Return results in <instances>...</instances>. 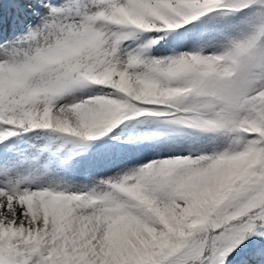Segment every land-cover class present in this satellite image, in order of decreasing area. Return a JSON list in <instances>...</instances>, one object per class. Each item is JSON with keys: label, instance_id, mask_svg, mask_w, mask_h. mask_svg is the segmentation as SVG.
Instances as JSON below:
<instances>
[{"label": "snow or ice", "instance_id": "obj_1", "mask_svg": "<svg viewBox=\"0 0 264 264\" xmlns=\"http://www.w3.org/2000/svg\"><path fill=\"white\" fill-rule=\"evenodd\" d=\"M0 264H264V0H0Z\"/></svg>", "mask_w": 264, "mask_h": 264}]
</instances>
